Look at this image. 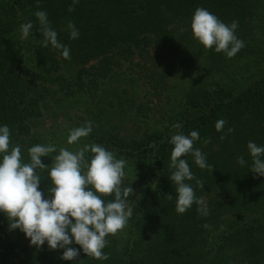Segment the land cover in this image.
<instances>
[{"label": "trees", "instance_id": "trees-1", "mask_svg": "<svg viewBox=\"0 0 264 264\" xmlns=\"http://www.w3.org/2000/svg\"><path fill=\"white\" fill-rule=\"evenodd\" d=\"M72 3L0 0V127H9L10 149L20 146L22 163L38 144L54 145L57 154L98 144L124 159L122 187L134 190L126 198L132 214L123 230L106 237L108 259L80 250L75 260H63L64 249L31 245L0 212V264H264V177L250 170L247 147L264 146V0H79L70 12ZM198 7L225 24L238 22L244 47L233 58L194 38ZM36 11L46 12L71 59L42 45ZM69 21L79 38H70ZM29 22L30 34L21 39L20 26ZM221 119L226 123L217 131ZM89 121L90 134L69 144L70 130ZM194 130L200 137L194 148L214 169H200L191 154L181 158L204 183L185 181L203 198L207 216L197 204L178 214L170 180L169 141ZM92 155L86 153L89 161ZM52 156L41 157L48 165L40 172L45 198Z\"/></svg>", "mask_w": 264, "mask_h": 264}, {"label": "clouds", "instance_id": "clouds-1", "mask_svg": "<svg viewBox=\"0 0 264 264\" xmlns=\"http://www.w3.org/2000/svg\"><path fill=\"white\" fill-rule=\"evenodd\" d=\"M77 3L79 0H73L68 10L74 11ZM35 16L44 37L42 45L47 47L50 44L54 49L62 50L65 59H71L70 49L59 42L46 12L36 11ZM32 27L31 22L20 26L21 39L29 36ZM237 28V21L225 24L202 7L195 10L191 20L194 38L205 49L214 47L217 53L223 52L228 58H233L244 47V42L235 35ZM68 29L71 39L79 38V31L71 21ZM225 123L223 119L218 120L216 130L222 131ZM172 127L179 130L182 125L175 123ZM91 131V121L71 129L68 143H79L80 138L87 137ZM232 131V128L228 129V132ZM225 138V135L220 137L221 140ZM199 139L195 130L187 136L177 131L169 141L174 145L169 168L172 169L170 180L176 185L178 214L197 204V212L201 216L209 215L203 198H198L193 187L185 181L195 180L201 188L204 183L194 176L186 159L181 158L191 154L200 169H214L206 162L202 151L194 148V142ZM209 142L208 139L204 141L205 144ZM247 147L253 161L250 170L264 177V146L249 141ZM88 152L93 154L90 161L86 157ZM28 153L30 162L22 163L20 146L10 149L9 127H0V212L7 217L9 229L22 231L30 238V244L37 248L46 241L50 250L64 249L63 260H75L80 250L97 260L108 259L109 256L103 252L108 243L106 237L123 230L132 214L126 198L134 190L131 186L122 187L126 161L116 159L111 151L98 144H85L75 152L61 148L58 154L54 145L38 144L30 147ZM53 153L56 155L52 156ZM46 156H52V166L48 169L51 180L48 198L39 190L40 172L48 168L41 157ZM238 163L243 166L246 161L239 157ZM109 195H114V201L106 203L102 197ZM167 198L171 200L172 195L168 194ZM203 227L209 228L210 225L204 224ZM73 243L80 249L69 247Z\"/></svg>", "mask_w": 264, "mask_h": 264}, {"label": "rangeland", "instance_id": "rangeland-1", "mask_svg": "<svg viewBox=\"0 0 264 264\" xmlns=\"http://www.w3.org/2000/svg\"><path fill=\"white\" fill-rule=\"evenodd\" d=\"M191 77H192V75L189 77H187L185 80H184V82L182 83V88H185L184 86H186V85H188L189 84V82H190V79H191ZM74 100H72V101H70V102H73Z\"/></svg>", "mask_w": 264, "mask_h": 264}]
</instances>
